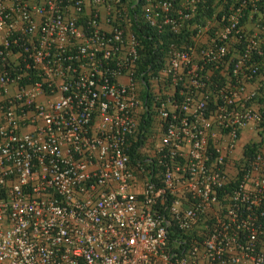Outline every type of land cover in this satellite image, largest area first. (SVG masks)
Listing matches in <instances>:
<instances>
[{
    "label": "built area",
    "instance_id": "1",
    "mask_svg": "<svg viewBox=\"0 0 264 264\" xmlns=\"http://www.w3.org/2000/svg\"><path fill=\"white\" fill-rule=\"evenodd\" d=\"M0 264H264V0H0Z\"/></svg>",
    "mask_w": 264,
    "mask_h": 264
},
{
    "label": "trees",
    "instance_id": "2",
    "mask_svg": "<svg viewBox=\"0 0 264 264\" xmlns=\"http://www.w3.org/2000/svg\"><path fill=\"white\" fill-rule=\"evenodd\" d=\"M159 40L165 43V35L160 36ZM142 42L143 44H145V55H146L145 66L150 67L152 70L155 69L159 70L162 67V63H161L162 55L157 54L152 50L151 48L152 42L151 40H149L148 34L146 32L143 33ZM146 123L148 124V120L145 121V124Z\"/></svg>",
    "mask_w": 264,
    "mask_h": 264
},
{
    "label": "crops",
    "instance_id": "3",
    "mask_svg": "<svg viewBox=\"0 0 264 264\" xmlns=\"http://www.w3.org/2000/svg\"><path fill=\"white\" fill-rule=\"evenodd\" d=\"M244 140V139H243Z\"/></svg>",
    "mask_w": 264,
    "mask_h": 264
}]
</instances>
